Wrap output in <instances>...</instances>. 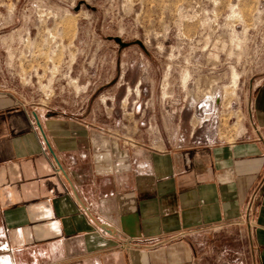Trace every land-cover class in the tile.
I'll list each match as a JSON object with an SVG mask.
<instances>
[{"label": "crops", "instance_id": "crops-1", "mask_svg": "<svg viewBox=\"0 0 264 264\" xmlns=\"http://www.w3.org/2000/svg\"><path fill=\"white\" fill-rule=\"evenodd\" d=\"M80 99L35 104L0 70V264H264V75L212 145H148Z\"/></svg>", "mask_w": 264, "mask_h": 264}, {"label": "rangeland", "instance_id": "rangeland-1", "mask_svg": "<svg viewBox=\"0 0 264 264\" xmlns=\"http://www.w3.org/2000/svg\"><path fill=\"white\" fill-rule=\"evenodd\" d=\"M0 70L35 104L110 98L148 145L232 141L264 75V0H0Z\"/></svg>", "mask_w": 264, "mask_h": 264}, {"label": "bare ground", "instance_id": "bare-ground-1", "mask_svg": "<svg viewBox=\"0 0 264 264\" xmlns=\"http://www.w3.org/2000/svg\"><path fill=\"white\" fill-rule=\"evenodd\" d=\"M236 76H237V75L234 73V74H233V82L236 81ZM185 80H186V79L184 78V79H183V83H185ZM212 82H213V81H212ZM210 87H212V86H210ZM210 87H209V88H210ZM136 91H137V90H136Z\"/></svg>", "mask_w": 264, "mask_h": 264}, {"label": "water", "instance_id": "water-1", "mask_svg": "<svg viewBox=\"0 0 264 264\" xmlns=\"http://www.w3.org/2000/svg\"><path fill=\"white\" fill-rule=\"evenodd\" d=\"M116 42H118V39H115Z\"/></svg>", "mask_w": 264, "mask_h": 264}]
</instances>
